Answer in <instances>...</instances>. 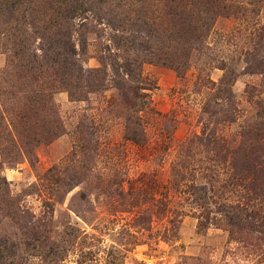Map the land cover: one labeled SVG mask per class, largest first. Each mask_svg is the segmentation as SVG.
I'll list each match as a JSON object with an SVG mask.
<instances>
[{"label": "rangeland", "instance_id": "374dc122", "mask_svg": "<svg viewBox=\"0 0 264 264\" xmlns=\"http://www.w3.org/2000/svg\"><path fill=\"white\" fill-rule=\"evenodd\" d=\"M0 264H264V0H0Z\"/></svg>", "mask_w": 264, "mask_h": 264}]
</instances>
